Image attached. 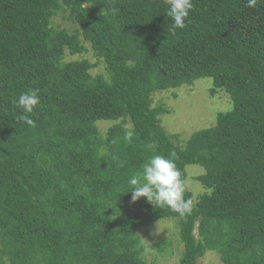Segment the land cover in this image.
Returning a JSON list of instances; mask_svg holds the SVG:
<instances>
[{
	"label": "trees",
	"instance_id": "obj_1",
	"mask_svg": "<svg viewBox=\"0 0 264 264\" xmlns=\"http://www.w3.org/2000/svg\"><path fill=\"white\" fill-rule=\"evenodd\" d=\"M193 4L173 32L166 0H0V264H148L137 231L164 218L178 219L179 264L208 250L224 264H264V2ZM60 12L71 30L54 24ZM86 42L104 72L65 60ZM204 77L233 108L182 144L153 95ZM29 89L40 97L34 127L12 103ZM153 155L175 161L191 215L132 201L130 180ZM189 164L207 170L197 201Z\"/></svg>",
	"mask_w": 264,
	"mask_h": 264
},
{
	"label": "rangeland",
	"instance_id": "obj_2",
	"mask_svg": "<svg viewBox=\"0 0 264 264\" xmlns=\"http://www.w3.org/2000/svg\"><path fill=\"white\" fill-rule=\"evenodd\" d=\"M66 14L60 12L54 17V24L58 27L72 29L75 25L64 18ZM89 50L82 54H71L66 51L65 60L87 58L97 64L92 72L94 74L105 71V63L100 61L92 51L88 42ZM213 79L204 77L197 79L193 84H183L174 89L157 91L153 95L154 104L160 101L172 111L162 115V125L168 133H181V141H186L197 131L211 127L217 122L219 112L233 108L231 95L226 90H219L215 95L211 94ZM112 121H99L101 133L105 135ZM183 144V143H182ZM187 169L186 186L193 192L194 200L206 191V187L197 179L198 175L206 173V168L200 164H189ZM179 223L177 218L159 219L151 225L142 226L137 234L145 244L144 258L148 264H179L184 251V245L179 235ZM198 264H224L219 252L208 250L198 258Z\"/></svg>",
	"mask_w": 264,
	"mask_h": 264
},
{
	"label": "clouds",
	"instance_id": "obj_3",
	"mask_svg": "<svg viewBox=\"0 0 264 264\" xmlns=\"http://www.w3.org/2000/svg\"><path fill=\"white\" fill-rule=\"evenodd\" d=\"M264 2V0H260ZM168 5L167 17L172 20V31L186 27V19L194 8L193 0H166ZM258 0H247L248 7H256ZM38 89H29L21 93L12 103L21 110L19 119L29 126L34 127L35 122L30 114L40 104ZM135 135V130L126 127L124 141L130 143ZM141 180L143 181L141 183ZM133 202L140 197H146L149 202L157 207H167L177 213L181 218L191 215L194 210L192 199L185 198L186 188L181 173L173 159L163 155H153L142 165L140 178L130 180Z\"/></svg>",
	"mask_w": 264,
	"mask_h": 264
}]
</instances>
